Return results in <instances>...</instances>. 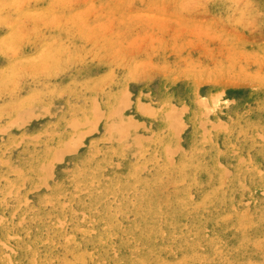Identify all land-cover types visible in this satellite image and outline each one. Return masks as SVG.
<instances>
[{
  "label": "rangeland",
  "instance_id": "1",
  "mask_svg": "<svg viewBox=\"0 0 264 264\" xmlns=\"http://www.w3.org/2000/svg\"><path fill=\"white\" fill-rule=\"evenodd\" d=\"M0 264H264V0H0Z\"/></svg>",
  "mask_w": 264,
  "mask_h": 264
},
{
  "label": "bare ground",
  "instance_id": "2",
  "mask_svg": "<svg viewBox=\"0 0 264 264\" xmlns=\"http://www.w3.org/2000/svg\"><path fill=\"white\" fill-rule=\"evenodd\" d=\"M121 123V122H120ZM124 125V124H123ZM123 134V133H122Z\"/></svg>",
  "mask_w": 264,
  "mask_h": 264
}]
</instances>
